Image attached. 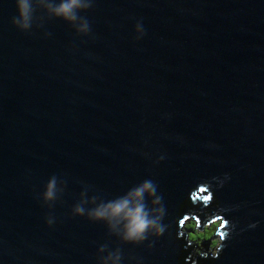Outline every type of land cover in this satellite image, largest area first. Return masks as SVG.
Listing matches in <instances>:
<instances>
[{"label": "water", "instance_id": "water-1", "mask_svg": "<svg viewBox=\"0 0 264 264\" xmlns=\"http://www.w3.org/2000/svg\"><path fill=\"white\" fill-rule=\"evenodd\" d=\"M50 2L33 0L43 27L27 35L11 24L15 0H0V264H103L99 246L118 237L71 208L146 178L170 227L150 251L125 246V264H264V0H95L89 37L53 21ZM225 173L212 188L241 205L226 217L239 234L202 260L216 234L196 245L180 221L215 218L198 187ZM54 174L48 228L36 193Z\"/></svg>", "mask_w": 264, "mask_h": 264}, {"label": "clouds", "instance_id": "clouds-1", "mask_svg": "<svg viewBox=\"0 0 264 264\" xmlns=\"http://www.w3.org/2000/svg\"><path fill=\"white\" fill-rule=\"evenodd\" d=\"M37 4L43 0H35ZM95 0H59V3L50 2L47 9L50 18L53 21H61L66 24L71 31H75L81 37L92 35V24L86 15L94 9ZM16 15L12 18V26L20 33L32 35L34 30L43 27L39 23L37 9L33 7V0H15ZM135 30L141 35L136 42H139L146 35V29L142 20L135 24ZM51 36L47 32L44 36L47 39ZM209 147H217L209 145ZM166 156L159 155L155 165L164 161ZM231 179L230 175L225 173L223 177H213L210 181L203 182L206 186L198 187L200 196L197 197L204 206L216 210L215 218L211 222L216 224L215 234L219 241V246L213 250L211 247L204 252L200 258L202 260L216 261L222 256V250L232 239L234 233H237L238 223L227 219L231 213L238 211L240 204L221 206L220 201L216 198L212 188L215 184L222 188L225 183ZM58 176L52 175L44 185L41 193H36V199L42 207L48 209V214L44 217L45 225L48 228L54 227L56 217L52 210L60 200L58 196ZM66 184V181H64ZM83 183V182H82ZM84 199L76 202L70 211L69 218H83L89 223L103 224L109 234H115L118 237L119 244L115 248H109L108 244H101L98 251H107L108 255L103 258V264H125L123 248L125 246L140 247L146 245L147 250H151L156 241L164 237L168 232L170 225L164 223L168 215L167 206L164 202L163 195L159 192L158 184L152 179H144L122 194L109 199H101L93 195L90 199L95 205L92 208H86L89 202L87 193H83ZM185 220L188 219L186 216ZM199 227V220L196 221ZM258 223V222H257ZM257 223L249 224V228L257 227ZM183 226L184 221H180ZM240 231H243L241 229ZM180 240L179 235L176 236ZM127 264H143V258L135 255L127 257Z\"/></svg>", "mask_w": 264, "mask_h": 264}, {"label": "rangeland", "instance_id": "rangeland-1", "mask_svg": "<svg viewBox=\"0 0 264 264\" xmlns=\"http://www.w3.org/2000/svg\"><path fill=\"white\" fill-rule=\"evenodd\" d=\"M196 219L191 216L187 220H184V224L181 228L182 232L186 235H192L195 239L192 240V243L196 245H200L206 241L210 240L213 236H215V230L217 225L211 223L210 225H206L202 230L197 228ZM195 226H192V225ZM191 226V227H189ZM203 236V237H201ZM205 236V237H204ZM205 238V239H204ZM204 239V240H203ZM213 245L210 246L213 250H215L219 246L218 238L212 239Z\"/></svg>", "mask_w": 264, "mask_h": 264}, {"label": "trees", "instance_id": "trees-1", "mask_svg": "<svg viewBox=\"0 0 264 264\" xmlns=\"http://www.w3.org/2000/svg\"><path fill=\"white\" fill-rule=\"evenodd\" d=\"M192 226H195V225L193 224ZM189 227H191V226H189ZM181 228H182V226H181ZM180 230H181V229H180ZM181 233L184 234V233L182 232V230H181ZM184 235H186V234H184ZM201 237H203V236H201ZM204 237H205V236H204ZM193 239H195V238L192 237V240H193ZM204 239H205V238H204ZM204 239H203V240H204ZM205 242H206V239H205ZM195 252H196V255H198V256H201V255L203 254V253L200 254V250H198V249H197Z\"/></svg>", "mask_w": 264, "mask_h": 264}, {"label": "flooded vegetation", "instance_id": "flooded-vegetation-1", "mask_svg": "<svg viewBox=\"0 0 264 264\" xmlns=\"http://www.w3.org/2000/svg\"><path fill=\"white\" fill-rule=\"evenodd\" d=\"M212 222H210L209 224H207V225H210Z\"/></svg>", "mask_w": 264, "mask_h": 264}]
</instances>
